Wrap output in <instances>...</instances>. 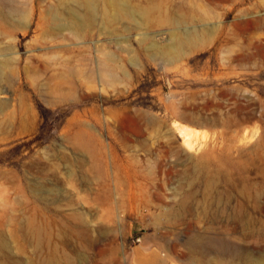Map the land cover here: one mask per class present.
I'll list each match as a JSON object with an SVG mask.
<instances>
[{"label": "rangeland", "instance_id": "rangeland-1", "mask_svg": "<svg viewBox=\"0 0 264 264\" xmlns=\"http://www.w3.org/2000/svg\"><path fill=\"white\" fill-rule=\"evenodd\" d=\"M124 1L134 16L105 23L100 0L76 27L71 1L0 0V264H137L161 246L203 264L189 245L217 236L264 253V0ZM187 33L209 36L155 54Z\"/></svg>", "mask_w": 264, "mask_h": 264}, {"label": "bare ground", "instance_id": "bare-ground-1", "mask_svg": "<svg viewBox=\"0 0 264 264\" xmlns=\"http://www.w3.org/2000/svg\"><path fill=\"white\" fill-rule=\"evenodd\" d=\"M68 1H71L72 4H74H71L68 9L70 15L77 20L76 27L89 26L94 22H97V2H100V0ZM101 3L102 9L100 10V15L101 20L105 23L117 21L122 15L125 16V18L132 17L136 14L135 12H137L135 10H130L127 1L124 0H101ZM80 8H82L83 10H81ZM138 10L141 12V16L144 15V17H147L145 15L148 10L144 8H139ZM60 15L61 14L59 13L58 9L53 10L51 14L55 21L60 19ZM21 16H23V14ZM168 18L171 17L169 16ZM168 18L166 19L168 20ZM208 36L209 35H207V37ZM205 39L201 36H198L197 34L187 33L185 34V37L183 39L178 38L176 35H173L168 45L164 46L163 48H158L157 46H154L153 48L155 49V54L157 56L159 55V57L164 62L169 64L182 56L185 53L186 48L193 47L198 43L204 41ZM11 63L12 59L9 55V50L0 49V79L4 76V69L9 67ZM102 66L103 71H108V68H106L107 66L103 64ZM236 212L237 213L235 219L239 220L240 222L243 221L245 229L249 228V225L251 224V217L246 213L244 206H240L238 209H236ZM214 251L222 254L229 251V260L226 262L224 258L219 256L208 258V255H210ZM193 254L198 255L197 260L202 262L203 264H264V253H261L259 256L254 257L250 254V252H248V249L238 246L231 240L221 238L220 236L210 237V239L208 240V246L204 245L201 240H192L185 256L188 259H192ZM137 264H175V261L168 253H166V251L161 246L157 247L155 250H151L148 255H144L138 258Z\"/></svg>", "mask_w": 264, "mask_h": 264}]
</instances>
